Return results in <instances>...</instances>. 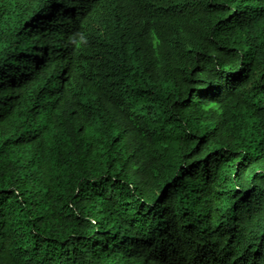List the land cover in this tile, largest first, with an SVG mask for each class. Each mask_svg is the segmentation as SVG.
Listing matches in <instances>:
<instances>
[{"label": "trees", "instance_id": "obj_1", "mask_svg": "<svg viewBox=\"0 0 264 264\" xmlns=\"http://www.w3.org/2000/svg\"><path fill=\"white\" fill-rule=\"evenodd\" d=\"M0 264H264V0H0Z\"/></svg>", "mask_w": 264, "mask_h": 264}]
</instances>
